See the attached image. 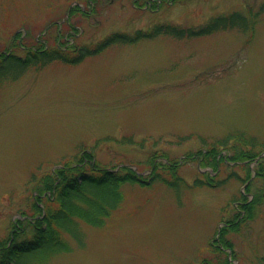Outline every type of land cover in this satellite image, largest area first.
I'll return each mask as SVG.
<instances>
[{
  "label": "rangeland",
  "instance_id": "rangeland-1",
  "mask_svg": "<svg viewBox=\"0 0 264 264\" xmlns=\"http://www.w3.org/2000/svg\"><path fill=\"white\" fill-rule=\"evenodd\" d=\"M156 1L0 0V59L25 58L22 44L53 47L67 24L76 34L68 46L79 49L116 32L199 28L233 12L253 23L248 32L115 44L76 65H0V242L31 213L41 175L76 156L91 153L102 169L130 167L141 178L123 184L103 226L81 222V247L65 235L68 252L29 264H264V182L256 177L264 157V0ZM76 6L84 15L71 14ZM240 134L256 140L255 161L234 163L222 148L226 163L217 171L201 166L202 151ZM254 195L248 217L239 203Z\"/></svg>",
  "mask_w": 264,
  "mask_h": 264
},
{
  "label": "trees",
  "instance_id": "trees-1",
  "mask_svg": "<svg viewBox=\"0 0 264 264\" xmlns=\"http://www.w3.org/2000/svg\"><path fill=\"white\" fill-rule=\"evenodd\" d=\"M95 1L97 0H87V3ZM168 1L172 0H162V2ZM260 11H264V4L260 7ZM76 12L84 15L79 6L74 7L71 14ZM252 27L253 23L249 14L233 12L214 17L199 28H180L159 24L148 31L139 30L132 35L116 32L94 46H82L77 49L76 45L68 46L67 41H70L69 38L74 39L76 34L75 29L67 24L66 30H61V26L58 27L53 47L48 48L43 43L38 45L37 42L30 46L22 44L21 47L27 51L25 58L3 56L0 59V65L10 64L20 70L38 65L44 67L54 61L76 65L85 58L97 55L115 44H135L142 40L154 39L160 34L184 39L207 36L229 29L248 32ZM76 32L78 31L76 30ZM70 50L76 53L73 57L67 54ZM2 66L0 69H3ZM255 141L253 138L245 139L242 134L230 135L215 143L208 152H201L205 154L200 158L201 166H210L217 171L222 163H226L224 158H219L218 151L223 150L233 152L229 161L234 163L253 162L262 153L256 152ZM222 148L224 149L222 150ZM93 159L91 153L85 152L57 169L41 175L38 180L35 200L31 204V213L23 212V220L20 219L16 224H13L12 237L0 242V264H29L31 259L42 262L52 254L68 252L71 248L64 238L65 235L81 247L84 243L81 222L93 227L103 226L106 219L122 201L123 184L141 181L137 172L130 167L102 169ZM156 159L157 157H154L152 162H155ZM88 160L92 161V165H87ZM157 166L158 164H153L154 171ZM256 175L264 182V157L258 160ZM210 181L206 182L211 183ZM195 184L197 186L206 185L202 179L196 180ZM257 197L258 195H254L251 200L243 197L245 202L239 203V208L246 211L248 217H251L258 202ZM233 224H229L221 230L219 244L224 248L231 247L224 236ZM34 256L35 258H32ZM217 264H227V262Z\"/></svg>",
  "mask_w": 264,
  "mask_h": 264
}]
</instances>
